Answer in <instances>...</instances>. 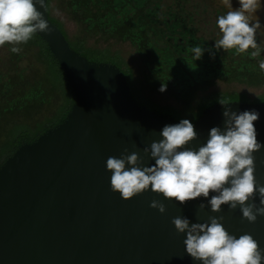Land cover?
Masks as SVG:
<instances>
[{
	"label": "water",
	"instance_id": "water-1",
	"mask_svg": "<svg viewBox=\"0 0 264 264\" xmlns=\"http://www.w3.org/2000/svg\"><path fill=\"white\" fill-rule=\"evenodd\" d=\"M45 3L38 10L51 31L37 34L64 71L74 103L62 123L20 146L0 167V264H202L186 253V234L172 224L178 215L191 223L223 216L230 234H250L264 249V217L249 223L239 207L227 205L213 213L208 201L214 193L181 205L150 189L130 201L111 191L108 157L119 158L125 148L144 157L163 127L180 120L140 105L116 65L91 62L72 49ZM227 104L238 113H260L255 127L264 144V103ZM223 111L221 103L203 111L189 147L198 150L211 128L223 129ZM254 156L256 179L264 185V148ZM154 199L165 204V214L149 206ZM201 203L208 205L203 211Z\"/></svg>",
	"mask_w": 264,
	"mask_h": 264
},
{
	"label": "clouds",
	"instance_id": "clouds-1",
	"mask_svg": "<svg viewBox=\"0 0 264 264\" xmlns=\"http://www.w3.org/2000/svg\"><path fill=\"white\" fill-rule=\"evenodd\" d=\"M231 8L230 0H223ZM240 7L230 10L217 19L222 33L215 41V49L235 50V54H249L252 58L261 55L257 43V30L261 24L251 23L249 14L255 13L261 0H239ZM39 7H46L45 0H0V47L13 45L11 51L20 53L19 45L26 44L37 33H50L51 29ZM249 49H252L250 53ZM193 60L201 59V46L190 48ZM264 71V60L259 61ZM166 90V86L160 91ZM224 107V127L210 129L206 143L198 150L189 147L198 139L192 122L187 119L178 124L166 125L159 133V141H153L150 149H143L144 157L154 161L148 165L138 152L128 154L125 148L119 158L109 156L106 168L111 173V191L118 193L124 201L141 195L149 189L181 205L197 198H208L213 213H220L222 206L229 210L237 207L243 219L256 223L264 217V185L256 179L255 153L264 148L258 141L255 123L260 119L256 110L232 111L230 104L220 101ZM259 199V206L255 203ZM199 204L203 211L206 206ZM160 214L166 206L159 200L149 205ZM224 217L209 216L206 222L191 223L178 215L172 219L177 234H186V253L202 264H264V249L250 234L237 238L223 225Z\"/></svg>",
	"mask_w": 264,
	"mask_h": 264
},
{
	"label": "trees",
	"instance_id": "trees-1",
	"mask_svg": "<svg viewBox=\"0 0 264 264\" xmlns=\"http://www.w3.org/2000/svg\"><path fill=\"white\" fill-rule=\"evenodd\" d=\"M51 3L52 0H49L48 14ZM79 4L81 10L75 13L83 15V4ZM149 5L136 15L131 14V8L127 7L124 18L118 17L114 23H105V17H86V21L92 20L89 29L94 33L102 30L99 27L107 29L104 26H111L107 29L108 39L113 38V31L117 29L121 40L133 42L135 53L143 59L144 73L137 81L133 80L131 66L118 53H113L110 48L100 50L88 46L83 38L71 39L62 24L57 19L56 22L72 49L91 62L116 65L127 77L129 87L136 94L139 92L140 105L146 104L149 110L153 108L180 121L187 119L195 125L205 109L221 100L225 102L228 98L225 96L234 93L211 89L216 80L257 86L264 83V71L259 68V61L264 60V50L259 57L252 58L246 53L237 55L234 49H215V41L196 37L185 26L160 23L159 18L152 14L154 8ZM124 19H129L133 25L124 24ZM256 39L264 49L262 38L257 35ZM198 45L204 51L201 59L194 61L190 48ZM12 46L5 44L2 47L4 52L0 55V167L20 146L35 142L49 129L62 123L74 103L73 90L64 71L48 44L38 34L26 44L18 46L22 49L20 53H13ZM25 49H28L27 53L32 59L27 60L25 68H19L27 58L23 53ZM251 51L248 50L249 53ZM143 84L158 92H161L162 85L166 86L161 93L173 98L177 106L152 103L144 96ZM67 99L70 101L66 107ZM261 101H264V96ZM29 102H33V110L26 106ZM60 104V112L51 117ZM18 113L26 118L32 115V118L20 121L14 118ZM34 114L38 117L34 118ZM46 117L48 119L43 120Z\"/></svg>",
	"mask_w": 264,
	"mask_h": 264
},
{
	"label": "rangeland",
	"instance_id": "rangeland-1",
	"mask_svg": "<svg viewBox=\"0 0 264 264\" xmlns=\"http://www.w3.org/2000/svg\"><path fill=\"white\" fill-rule=\"evenodd\" d=\"M69 1L70 0H52L50 5L51 15L49 14L52 23L54 25L56 24L57 26V19L62 24L64 30L71 39L83 38L87 42L88 46H97L100 50L110 48L113 53H118L121 58H123L133 69V80H139V78L144 73V69H142L143 59H141V57L135 53L136 47L133 42L130 40H121L119 37L122 36L119 35V31H117V29L113 31L114 36L110 39L107 38V29L102 27H99L100 30L102 29L101 31L94 33L93 30L89 29V27L92 25V21H86V18H84L82 14H76L73 12L74 7L69 5ZM230 3L231 8L225 5L223 0H151L150 5L157 9L156 11L159 14V19L161 22H165L168 19L171 22H180V24H183L185 27L189 26L188 29L191 28L194 30L193 32L196 37L217 41L222 36V33L220 32L217 25L218 17L221 15H226L228 11L238 9L240 7L239 0H230ZM132 11L137 13V8L134 7ZM109 12H112V10ZM121 16L123 15L121 14ZM249 20L251 23H255L257 20L259 21L261 28L257 30V35H259L264 42V0H261V5L255 13L249 14ZM125 22L128 25L131 23L129 19H125ZM27 51L28 49H25L23 52L25 58H27L25 59V62L19 65V68H25L26 63H28L27 60L32 59ZM3 52L4 49L0 47V55L3 54ZM143 86L144 96L147 97L152 103H160L162 106H177V102L168 95L158 91H153L145 84H143ZM211 89L229 93L234 92L233 94L225 96L228 97L225 101L228 103H264V101H261L264 96V83L257 86L240 82H221L220 79L216 80L214 87ZM130 90L133 98L138 103L142 104L141 99H139V92L136 94L133 88H130ZM235 93H237L240 97H236ZM69 101L70 99L66 100V107L68 106ZM26 106L33 110V102H29L26 104ZM143 106H146V104ZM61 107L62 105L60 104L56 111L50 116L53 117L57 115L60 112ZM151 110L154 111L155 109L152 108ZM20 114L21 113H18L14 118L19 119L20 121L32 118V115L30 118H28L29 116L26 118L24 115ZM33 117L37 118L38 116L37 114H34ZM47 119L48 117L44 118L43 120Z\"/></svg>",
	"mask_w": 264,
	"mask_h": 264
},
{
	"label": "flooded vegetation",
	"instance_id": "flooded-vegetation-1",
	"mask_svg": "<svg viewBox=\"0 0 264 264\" xmlns=\"http://www.w3.org/2000/svg\"><path fill=\"white\" fill-rule=\"evenodd\" d=\"M142 1L143 0H70L69 5L74 7L73 12H78L79 10H81V5L79 3H82L83 4L82 7L84 8L83 9L84 13L82 12L84 18H86V17H92V18L105 17L107 19L105 21V23H114L118 17L124 18V12L127 10V7L131 8L129 10V12L131 14L136 15L138 12L144 11V9L149 5V4H147L148 1L151 3V0H146L145 3H142ZM157 1H159V0H157ZM142 6H143V8H142ZM134 7L137 8V13L132 11L134 9ZM111 10H112V12H109ZM156 10L157 9L154 8V10H152V14H153V16L156 15L158 18H160L159 14L157 13ZM155 12H156V14H155ZM121 14L123 16H121ZM145 16H147L146 12H145ZM159 22L162 24L165 22H167V23L169 22L171 24L175 23V24H179L182 27H184L183 24H180V22H176V21L171 22V21H169V19L165 22H161L159 19ZM123 23L126 24L125 19H124ZM130 24L133 25L132 23H130ZM94 27H96V25ZM104 27L108 29L111 26H104ZM188 27L189 26H187L186 29H188ZM190 31H194V30H192L190 28ZM94 48H98V47L96 46Z\"/></svg>",
	"mask_w": 264,
	"mask_h": 264
}]
</instances>
